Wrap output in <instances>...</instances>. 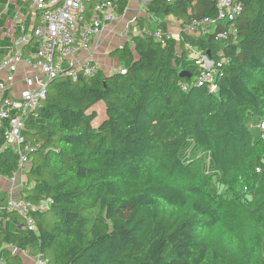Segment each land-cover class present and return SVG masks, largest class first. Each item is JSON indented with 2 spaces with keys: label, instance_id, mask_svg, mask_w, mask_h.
I'll return each instance as SVG.
<instances>
[{
  "label": "trees",
  "instance_id": "trees-1",
  "mask_svg": "<svg viewBox=\"0 0 264 264\" xmlns=\"http://www.w3.org/2000/svg\"><path fill=\"white\" fill-rule=\"evenodd\" d=\"M242 1L235 41L182 36L219 64L214 92L196 86L197 67L175 39L149 36L110 52L124 75L48 84L25 122L38 148L15 195L52 202L32 214L37 232L0 231L4 264H22L13 248L48 264H264V0ZM146 12L185 24L215 19L217 5L155 0ZM3 135L0 178L9 179L17 156Z\"/></svg>",
  "mask_w": 264,
  "mask_h": 264
},
{
  "label": "built area",
  "instance_id": "built-area-1",
  "mask_svg": "<svg viewBox=\"0 0 264 264\" xmlns=\"http://www.w3.org/2000/svg\"><path fill=\"white\" fill-rule=\"evenodd\" d=\"M11 0H2L5 11ZM28 4L25 12L15 15L9 27L10 42L4 49L6 53L0 57V128L4 130L3 147H11L17 156V169L12 177L6 179L5 210L17 214L24 222V231L37 232L32 214L45 212L51 200L38 204L31 203L15 194L24 182L20 174L31 165V157L38 144L28 141L23 132L26 120L35 115L48 94V84L58 78H69L72 82L79 76L92 77L99 70L105 71L97 52L112 30L121 26V20L132 1L138 3L139 10L128 22L123 24L120 40H125L118 48L130 42L132 36H149L157 42L164 43L175 39L178 47L188 51L186 59L197 67L195 84L206 87L211 93L216 90V67L210 56L195 49L182 38L213 37L214 41H222L228 37L236 40L237 32L234 24L241 15L244 4L242 0H216L217 15L215 19H193L181 24L175 36L171 34L165 22L155 20L152 27L143 23V16H148L146 7L155 0H22ZM126 2L122 14H119L121 2ZM173 4L179 0H163ZM196 0H193L195 2ZM3 12L0 13V16ZM151 16V15H149ZM142 17V18H141ZM153 17V16H151ZM167 16L164 19H169ZM157 18V17H156ZM143 24V25H141ZM111 26L107 30V26ZM24 65L30 77L26 86L15 90V76L19 65ZM112 66V65H111ZM108 68L107 75L126 70ZM185 89V88H184ZM264 139V122L258 124ZM6 227V220L0 222V231ZM12 249V248H11ZM17 249H12L16 252ZM24 252V251H20ZM33 264H48L41 253L34 255Z\"/></svg>",
  "mask_w": 264,
  "mask_h": 264
},
{
  "label": "rangeland",
  "instance_id": "rangeland-1",
  "mask_svg": "<svg viewBox=\"0 0 264 264\" xmlns=\"http://www.w3.org/2000/svg\"><path fill=\"white\" fill-rule=\"evenodd\" d=\"M14 1L15 0H13V2H11V4H12L11 6H13ZM134 5H136V7L139 10L138 3H136L135 1H132L131 4L129 5V8L127 9L128 11L125 12L122 20L120 21L122 23L121 26L117 27L116 29H113L112 30V35H109V36L106 37V39H104V42L107 43L108 45H110V48H109L110 50L108 51V54H107V52L105 50L97 52V57L101 61L102 67L104 68V70H108V64L109 63L112 65L111 68H113L115 70H119L122 67L121 63L117 60V57L111 56L110 52L114 51L116 49H120V48H118V46H120V45H122L124 43L125 40H120L119 36L123 33L122 32L123 24L128 22V20H130L131 17H132L131 16L132 15L131 12H133ZM130 10H131V12H130ZM136 15H137V13H136ZM143 17L144 18H142V17L141 18L143 20V23L146 26L152 27L154 25V23H155V20H159V21L165 22L164 25L166 26V28L168 27V30L171 32V34H173V36H175L176 33H178V31H179V22L176 21L175 18L169 17V19L167 20V19H159V18H156V17H151L149 15L148 16L144 15ZM4 21H5V17H3L2 20L0 19V25H3ZM141 25H143V24H141ZM109 27H111V26L108 25L107 26V30H108ZM127 43H130V42H127ZM191 46L194 47L192 44H191ZM194 48L197 49V50H200V49H198L196 47H194ZM177 51L181 55L183 53V56H185V58H186V55L188 54V51L183 47V43L181 44V47L179 49H177ZM200 51H202V50H200ZM204 54H206L207 56H210V53L208 51L206 53H204ZM95 109H96V111L98 113V116H99V118L96 120V122H98L104 116L103 104L96 105ZM20 176L22 177V181L25 183V181H26V170L22 171ZM7 189H8V186L5 187V190H7ZM0 191L3 192L2 190H0ZM4 204H5L4 202H1V204H0V222H1V220L3 218H5L3 216V211H2L3 209H5V205ZM5 220H6V224H7L6 225L7 233L14 232V230L16 228H18V230H24V228H25V222L22 219H18V224H14L9 218H5ZM46 220H47L48 226H51L52 222H53V216L50 213H48L46 215Z\"/></svg>",
  "mask_w": 264,
  "mask_h": 264
},
{
  "label": "crops",
  "instance_id": "crops-1",
  "mask_svg": "<svg viewBox=\"0 0 264 264\" xmlns=\"http://www.w3.org/2000/svg\"><path fill=\"white\" fill-rule=\"evenodd\" d=\"M0 1L2 3V11L1 12H3L0 16V19L2 20V18L5 17V21H6V22L4 21V24L2 23L3 25H0V57H2V55L4 56V54L6 53L4 48L7 45H9V42H10L9 27H10V25H12L13 20L15 18V15L19 12H22V13L25 12V8L28 7V4L24 3L22 0H20V1L15 0L13 6H11L12 5L11 2H13V0H11L8 8L5 11H3L4 10V8H3L4 3L2 2V0H0ZM130 12H131V10H130ZM137 12H138V8L136 7V5H134V9H133V12H131L132 13L131 16L133 17L134 15H136ZM109 48H110V45L103 42L100 46L99 51L105 50L108 54V51L110 50ZM110 66H111V64L109 63L108 68ZM104 73L109 74L108 70H105ZM29 77H30V73H29L28 69L22 64L19 65L18 69H17V74L15 76L14 89L20 90L21 88H24L26 86V83L24 80L28 79ZM25 183H26V181H25ZM25 183L23 185H25ZM6 186H8L7 180L0 178V190L5 192ZM4 230H6V227ZM11 254L16 255L22 264H33L34 255L27 250L24 252H20V251L12 252L11 251ZM0 264H4L1 260V258H0Z\"/></svg>",
  "mask_w": 264,
  "mask_h": 264
},
{
  "label": "water",
  "instance_id": "water-1",
  "mask_svg": "<svg viewBox=\"0 0 264 264\" xmlns=\"http://www.w3.org/2000/svg\"><path fill=\"white\" fill-rule=\"evenodd\" d=\"M179 77L180 78H188L189 77V75L187 74V73H185V72H181L180 74H179Z\"/></svg>",
  "mask_w": 264,
  "mask_h": 264
}]
</instances>
